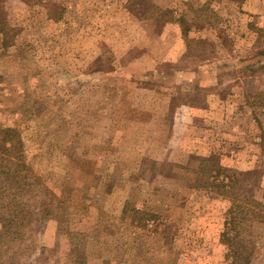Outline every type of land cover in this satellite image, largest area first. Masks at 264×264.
I'll return each instance as SVG.
<instances>
[{"label": "rangeland", "instance_id": "1", "mask_svg": "<svg viewBox=\"0 0 264 264\" xmlns=\"http://www.w3.org/2000/svg\"><path fill=\"white\" fill-rule=\"evenodd\" d=\"M6 127L53 213L0 264H264V0H0Z\"/></svg>", "mask_w": 264, "mask_h": 264}, {"label": "trees", "instance_id": "2", "mask_svg": "<svg viewBox=\"0 0 264 264\" xmlns=\"http://www.w3.org/2000/svg\"><path fill=\"white\" fill-rule=\"evenodd\" d=\"M216 169L218 172L224 171L228 176V185L225 183L222 185L225 194L227 188L237 192L242 179L253 175L252 172H236L230 169H220V167ZM236 175H239L240 179ZM236 185L238 187L235 189ZM45 189L48 188L40 182L28 161L22 132L14 127L0 129V225L9 230L25 227L32 222L34 213L45 220L49 219L53 209L51 202L46 201L47 199L43 197L46 193ZM41 193L43 196L37 202L36 210L33 213L29 209L31 204H28L23 196L29 199L30 195H40ZM252 203L258 208L257 215L264 216V204L257 200H252ZM248 244V242L242 244L241 249H234L232 244H229L234 259H240L244 264L248 262L253 250V246Z\"/></svg>", "mask_w": 264, "mask_h": 264}]
</instances>
